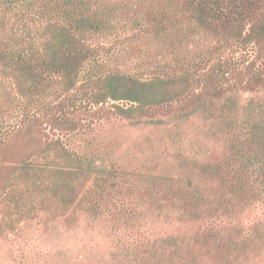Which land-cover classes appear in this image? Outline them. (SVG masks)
Listing matches in <instances>:
<instances>
[{"label": "trees", "instance_id": "16d2710c", "mask_svg": "<svg viewBox=\"0 0 264 264\" xmlns=\"http://www.w3.org/2000/svg\"><path fill=\"white\" fill-rule=\"evenodd\" d=\"M119 119L165 129L150 149L195 184L99 142ZM263 198L264 0H0V236L79 213L130 236L126 264H203L133 232L152 210L197 223ZM199 237L223 258L218 228Z\"/></svg>", "mask_w": 264, "mask_h": 264}, {"label": "rangeland", "instance_id": "374dc122", "mask_svg": "<svg viewBox=\"0 0 264 264\" xmlns=\"http://www.w3.org/2000/svg\"><path fill=\"white\" fill-rule=\"evenodd\" d=\"M127 105L121 103L123 107ZM101 128L97 131L99 142L108 143L115 154L130 155L135 167L158 166L165 172L190 178L195 184V170L178 166L166 154L158 158L153 148L150 149L149 142H155L165 129L136 126L121 119L105 123ZM208 227H216L221 232L226 248L223 258L206 249L199 239ZM261 233L264 234V198L242 214L197 223L183 210H152L132 237L176 238L192 246L203 264H264V243L253 238ZM116 235H111L105 224L79 213L70 219L43 218L21 226L15 233L0 236V264H126L119 259L117 246L119 242L130 243L131 238L125 234Z\"/></svg>", "mask_w": 264, "mask_h": 264}]
</instances>
